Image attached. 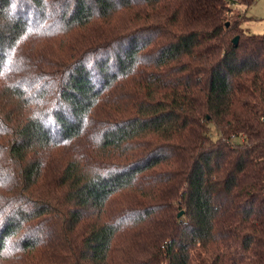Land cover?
Listing matches in <instances>:
<instances>
[{
	"label": "trees",
	"instance_id": "1",
	"mask_svg": "<svg viewBox=\"0 0 264 264\" xmlns=\"http://www.w3.org/2000/svg\"><path fill=\"white\" fill-rule=\"evenodd\" d=\"M255 1L0 0V264H264Z\"/></svg>",
	"mask_w": 264,
	"mask_h": 264
},
{
	"label": "rangeland",
	"instance_id": "2",
	"mask_svg": "<svg viewBox=\"0 0 264 264\" xmlns=\"http://www.w3.org/2000/svg\"><path fill=\"white\" fill-rule=\"evenodd\" d=\"M248 21L244 23L243 28L250 33L264 34V0H256L255 3L248 9ZM219 133L213 131V137L217 138Z\"/></svg>",
	"mask_w": 264,
	"mask_h": 264
},
{
	"label": "water",
	"instance_id": "3",
	"mask_svg": "<svg viewBox=\"0 0 264 264\" xmlns=\"http://www.w3.org/2000/svg\"><path fill=\"white\" fill-rule=\"evenodd\" d=\"M238 40H239V37H237V38L234 40V44H235V46H237ZM182 214H183V212H181V213L179 214V217H181Z\"/></svg>",
	"mask_w": 264,
	"mask_h": 264
}]
</instances>
